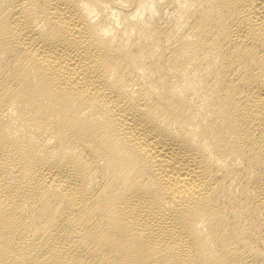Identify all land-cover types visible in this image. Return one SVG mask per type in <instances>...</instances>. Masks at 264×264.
I'll use <instances>...</instances> for the list:
<instances>
[{"label": "bare ground", "instance_id": "bare-ground-1", "mask_svg": "<svg viewBox=\"0 0 264 264\" xmlns=\"http://www.w3.org/2000/svg\"><path fill=\"white\" fill-rule=\"evenodd\" d=\"M0 264H264V0H0Z\"/></svg>", "mask_w": 264, "mask_h": 264}]
</instances>
